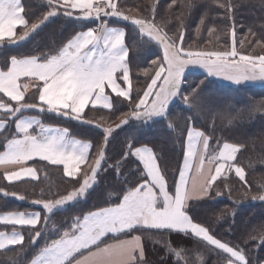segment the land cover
I'll return each mask as SVG.
<instances>
[{"label": "snow or ice", "instance_id": "snow-or-ice-1", "mask_svg": "<svg viewBox=\"0 0 264 264\" xmlns=\"http://www.w3.org/2000/svg\"><path fill=\"white\" fill-rule=\"evenodd\" d=\"M212 2L224 10V15L231 22L228 51L185 49L183 21L180 35L173 39L156 22L155 4L151 18L146 19L121 11L117 0H46V13L30 23L24 15L26 9L22 0H0V49L27 41L50 18L57 16L101 22L99 29L80 31L49 53L42 56L11 55L0 67V136H3L0 169L4 170L3 178L9 183L29 178L38 180L37 168L28 164L35 160L63 165L66 176L79 178L77 186L67 194L55 199L31 201L33 205L42 206L43 217L38 211H0V252L26 251L24 229H27L29 245H36L42 237L45 239L38 254L28 264H148L144 237L176 233L194 237L213 250H219L225 254V264H249L243 248L222 242L208 227L196 222L189 212L190 208L199 206L197 202L209 197L218 180L223 178L226 184L233 172L246 187L243 196L251 194L245 168L238 163V154L244 145L217 137L214 126L200 130L192 124L179 130L178 138L183 137L180 139L182 165L171 189L161 166L162 157L140 139L130 137L112 165L108 164L106 155L108 144L114 139L113 133L133 120L138 122L136 131L141 136L146 128L159 125H166L170 132L177 133V126L169 119V105L177 96L189 110L206 109L199 85L190 91L181 90L185 70L189 66L205 69L209 76H220L237 85L244 81L264 82V55L244 54L237 48L231 0ZM184 6L190 8L191 0ZM110 17L130 21L144 45L155 43L162 47L164 63L151 61L158 70L142 96L133 102L132 110L118 117L120 123L115 128L96 124L102 129V142L95 147L93 158L90 156L94 148L91 143L73 138L68 128L47 126L41 119L25 113L37 110L38 113L94 123L84 116L89 106L112 110L113 93L115 97L132 101L133 82L126 32L108 27L104 18ZM205 18L201 17V26ZM18 28L22 29L19 34ZM216 31L211 27L207 35L211 37ZM196 33L199 35V27ZM262 42L264 35L257 41V46ZM243 46L241 41L240 47ZM144 75H148L147 69ZM121 82L127 87H122ZM32 88L36 90L34 95L38 97V103L26 100ZM230 109L231 106L225 109L229 125L240 115L238 111L232 116ZM207 110L214 114L217 111L215 108ZM256 111H264V101ZM7 133L12 134L9 136ZM82 165L91 171H84L81 177ZM126 165L136 166L141 179L132 187L122 189L121 197L113 204L73 216L70 222L59 227L53 223L54 217L67 212L69 206L75 208L91 194L101 171L111 167L114 174L119 175V170ZM0 194L20 201L26 199L23 194L3 188H0ZM215 195H223L219 186ZM251 199L264 201V183L258 184V192L252 194ZM153 243L161 244L173 257L174 264H189L188 251L182 246H174L171 240H154ZM261 243L264 244V240ZM16 246L24 247L17 249ZM191 258L194 264H204L199 253ZM13 264H16L15 260Z\"/></svg>", "mask_w": 264, "mask_h": 264}, {"label": "trees", "instance_id": "trees-1", "mask_svg": "<svg viewBox=\"0 0 264 264\" xmlns=\"http://www.w3.org/2000/svg\"><path fill=\"white\" fill-rule=\"evenodd\" d=\"M22 1L26 9L24 15L30 23L41 18L48 10L46 0ZM117 2L120 10L126 14L146 19L151 18L152 6L155 4L156 22L173 39H177L180 35L182 20L183 47L185 49L193 51H208L211 50L210 48L213 50L230 49L231 22L224 15V10L212 0H191L190 8L184 6L188 0H117ZM231 3L234 6L232 15L235 20L238 50L247 53L256 52L260 55L259 50L262 46L264 47V42L257 46V41L260 40L261 35H264V0H231ZM201 17H206L202 26L199 24ZM104 19L108 25L119 26L126 31L133 82L132 101L112 96V110L88 108L84 116L94 123H83L50 113H38L37 110L25 113V115L39 116L45 125L68 128L72 137L91 143L94 148L90 156L93 158L95 147L102 142V129L98 128L96 124L105 127L111 125L115 128L116 124L120 123L118 117L132 110L133 102L142 96L157 71L158 66L152 64L151 61L156 60L159 63H164L162 47L155 43L144 45L136 27L130 21H124L118 17ZM97 23L98 21H77L64 16L50 18L49 22L42 25L36 33L31 34L27 41L0 49V67L4 66L11 55L42 56L44 53H49L62 46L78 32L92 28ZM198 27L200 28L199 35L196 33ZM211 27H215L217 31L209 37L207 31ZM249 29L251 32L248 31ZM21 30L19 28L17 33L19 34ZM209 40L211 43H208ZM241 41H243V48L240 47ZM210 45L211 47H208ZM198 68L189 66L185 70V79L181 90L190 91L192 87L199 85V92L202 94L206 109L189 110L179 96L174 98L169 105V119L177 126V133L170 132L166 125H159L151 129H147L145 126L146 130L141 136L136 131L138 122L130 121L128 125H123L113 133L114 139L108 144L106 152L108 164L112 165L119 158L130 137H136L140 139L141 143L152 147L162 157L161 166L165 169L171 189L178 178V169L182 164L180 139L183 137L178 138L179 130L192 124L200 130L214 126L217 137L227 142L244 145L242 152L238 154V163L245 168L251 194L248 197L243 196L246 187L235 177L233 172L228 176L226 184L223 178L218 180L216 185H213V191L209 197L197 202L199 206L190 208L189 212L196 222L208 227L216 238L232 246L239 245L243 248L249 264H263L264 244L261 243V240H264V201H254L251 199V195L258 192L259 183H264V111H256V108L261 106V102L264 101V82L247 83L244 81L239 85L225 81L217 82L216 77H211L205 69ZM145 69L148 70L147 76L144 75ZM34 92L27 95L26 100L38 103V97L34 95ZM227 106H231L229 111L232 116H235L236 112H240L231 125L228 124L229 115L225 112ZM211 108L217 110L215 114L207 110ZM11 134L7 133L9 136ZM2 144L3 136H0V145ZM0 150L3 149L0 148ZM30 165L37 168L38 180L9 183L0 174V188L15 191L26 197L24 201H20L11 196L5 198L0 194V211L5 209L38 211L43 217L45 213L42 206L33 205L31 203L33 199L58 198L73 190L79 182V178L67 177L61 166L39 160L31 162ZM84 171L90 173L91 170L84 165L80 173L81 177ZM140 179L136 166L126 165L119 170V175L114 174L111 167L105 168L97 176V184L90 190L91 194L75 208L69 206L67 212L54 217L53 223L59 227L70 222L73 216L81 213L86 214L98 207L110 206L121 197L122 189L132 187ZM217 186L223 195H215ZM229 189L231 194H229ZM24 234V246H27V250L24 252H0V264H13V260L16 261V264H28V261L38 254L39 248L45 242L44 237L37 240L36 245H29L27 229H24ZM154 240H171L174 246H182L188 251L189 264L194 261L191 257L196 253L203 256L204 264H225V254L219 250H213L211 246L197 241L194 237H184L176 233L144 237L145 258L148 264H174L173 257L167 254L161 244L153 243ZM24 246H16V248Z\"/></svg>", "mask_w": 264, "mask_h": 264}, {"label": "crops", "instance_id": "crops-1", "mask_svg": "<svg viewBox=\"0 0 264 264\" xmlns=\"http://www.w3.org/2000/svg\"><path fill=\"white\" fill-rule=\"evenodd\" d=\"M23 2V1H22ZM110 18H112V17H110ZM106 19H109V18H106ZM105 20V19H104ZM100 21H98V23H97V25L96 26H94V27H92V28H97V29H99V27H100ZM107 26L108 27H110V28H112V27H115V28H118V29H121V30H124L123 28H121V27H119V26H112V25H108L107 24ZM19 29V28H18ZM17 29V30H18ZM89 29H91V28H89ZM86 30H88V29H86ZM125 31V30H124ZM126 32V31H125ZM121 85H122V87H127L125 84H123V82H121ZM33 91H36L34 88H32V89H30V91H29V93H28V95L31 93V92H33ZM108 92H110L111 90L110 89H108L107 90ZM2 95V94H1ZM112 96H115V94L113 93L112 94ZM27 97V96H26ZM91 106H89V108H90ZM96 109H102V108H96ZM87 110V109H86ZM86 110H85V112H86ZM103 110H108V109H103ZM85 114V113H84ZM27 116H33V115H27ZM36 118H39V117H37V116H35ZM39 119H41V118H39ZM47 126H51V125H47ZM51 127H58V126H51ZM60 128H62V127H60ZM74 138V137H73ZM77 139V138H76ZM82 141V140H81ZM84 142H87V141H84ZM87 143H89V142H87ZM90 154H91V152H90ZM35 161H37V160H35ZM31 162H33V161H29L28 162V164H29V166H32V165H30V163ZM44 162H47V161H44ZM48 163V162H47ZM182 165V164H181ZM57 166H61V167H63V165H57ZM83 166L84 165H82L81 166V170H82V168H83ZM3 169H0V174H2L3 175ZM37 172H38V170H37ZM38 175H39V172H38ZM68 177V176H67ZM70 178V177H69ZM26 180H31L30 178L29 179H26ZM14 183V182H13ZM206 198H208V197H206ZM205 198V199H206ZM33 212H37V211H33ZM264 264V263H263Z\"/></svg>", "mask_w": 264, "mask_h": 264}, {"label": "rangeland", "instance_id": "rangeland-1", "mask_svg": "<svg viewBox=\"0 0 264 264\" xmlns=\"http://www.w3.org/2000/svg\"><path fill=\"white\" fill-rule=\"evenodd\" d=\"M208 47H211V45L210 46H208ZM211 50H213L212 48H210ZM228 50H230L229 48H227V49H225V50H219V49H217V51H228ZM260 52L259 53H261L260 55H264V47L262 46V48L259 50ZM263 52V53H262ZM242 53H244V54H250V55H253V56H259V54L258 53H247V52H245V51H242ZM256 54V55H255ZM199 69V68H198ZM202 69V68H201ZM158 70V69H157ZM205 71V70H204ZM211 77H216L215 78V80L217 81V82H222V81H225V82H228V83H231V84H233V82L232 81H228V80H225V79H223L222 77H220V76H211ZM245 82H247V83H253V81H245ZM255 82H258V81H255ZM150 83V82H149ZM223 83V82H222ZM235 84V83H234ZM241 84H243L242 82H241ZM264 84V83H263ZM235 85H237V84H235ZM27 115V114H26ZM33 116H37V115H33ZM37 117H39V116H37ZM190 264H194V261H192V262H190Z\"/></svg>", "mask_w": 264, "mask_h": 264}]
</instances>
